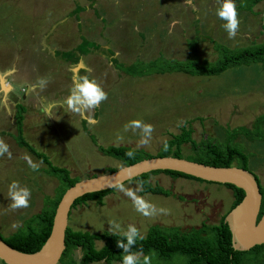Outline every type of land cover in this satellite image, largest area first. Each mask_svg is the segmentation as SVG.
<instances>
[{"label":"rangeland","instance_id":"374dc122","mask_svg":"<svg viewBox=\"0 0 264 264\" xmlns=\"http://www.w3.org/2000/svg\"><path fill=\"white\" fill-rule=\"evenodd\" d=\"M234 2L240 28L235 39H229L222 27L225 22L215 14L219 7L216 0H193L196 12L184 0H0V71L16 68L10 78L15 89L9 98L12 114L0 108V139L12 153L11 159L7 155L0 157L1 237L17 230L11 227L14 222L23 224L37 214L44 199L53 198L59 188V182L48 175L44 164L14 144L17 104L26 110L21 126L29 145L78 180L122 167L117 160L103 156L97 147L124 146L155 156L164 139L180 133L177 123L184 121L183 127L191 130V139L199 146L202 142L220 147L225 142L239 145L249 156L248 171L264 187V141H248L242 135L233 140L227 137L237 127L251 129L255 119L264 117V69L259 64L229 68L216 76L133 74L147 64L149 67L152 61L158 67L164 59L183 60L189 42L197 45V56L206 62L217 58L214 44L235 49L264 43V2L253 5L250 12L241 7V0ZM76 6L82 12L74 17L71 12ZM80 36L100 47L82 61L86 73L108 94V99L94 110L97 123L89 124L86 120L84 128L83 119L63 103L47 105L66 98L73 76L78 75V71L73 73L75 64H65L54 52L71 50L80 42ZM103 46L110 50L101 49ZM112 58L116 65H111ZM42 77L49 80L43 91L30 88ZM134 119L154 126L149 145L138 146L139 130L125 131V125ZM260 132L264 134V123ZM180 148L182 157L193 155L190 145ZM26 154L40 164L38 171L28 167L23 159ZM12 181L31 190L28 208H8V186ZM149 182L168 190L172 196H140L157 208L168 209L169 214L145 217L134 209L127 196L115 189L103 198L102 205L87 202L72 209L67 226L73 231L111 233L108 222L116 220L125 229L129 224L135 225L143 235L152 225L187 232L202 223L218 224L232 202L231 191L217 184L171 179L164 174L151 176ZM124 185L136 188L134 182ZM100 246L101 242L96 243V248ZM79 258L80 252L74 251V264H78ZM184 261L175 256L168 264Z\"/></svg>","mask_w":264,"mask_h":264},{"label":"trees","instance_id":"16d2710c","mask_svg":"<svg viewBox=\"0 0 264 264\" xmlns=\"http://www.w3.org/2000/svg\"><path fill=\"white\" fill-rule=\"evenodd\" d=\"M264 0H241V7L250 12V8ZM81 9L76 6L71 12L72 16L76 15ZM80 42L71 50L58 53L65 62L76 64L81 57L86 56L90 51L99 49L97 44L89 42L80 36ZM190 43V44H189ZM188 53L183 60H167L162 61L160 66H155L154 61L144 66L143 70H137L134 76H143L152 73H180L190 77L198 76H216L229 68L248 66L250 64H259L264 69V43L258 45H250L242 48L231 49L221 44H214L213 48L217 54V58L213 62H206L199 59L197 56L196 44L189 42ZM109 53V52H108ZM112 56V54H110ZM111 65L115 64V60H110ZM151 64V65H150ZM116 65V64H115ZM121 67V66H120ZM119 67V69H120ZM149 69H148V68ZM147 68V69H146ZM117 69V68H116ZM130 69H134L131 67ZM84 70H79L78 75H84ZM24 107L17 105V113L15 118L16 132L14 141L18 147L24 148L37 160L46 166L48 175L54 177L59 182V188L55 192L53 198H45L40 211L24 220L22 226L14 233L6 238L0 239L10 248L25 254L36 252L44 243L51 229L52 218L58 201L64 191L71 187L77 178L70 177L69 172L65 168H59L52 165L49 159L42 153L35 151L22 137L21 121ZM264 123V117L255 119L251 129L243 126L237 127L227 133L228 140H233L236 135H242L245 140L253 141V139H262L264 134H261L260 127ZM82 128L86 124V120H81ZM92 143L93 139L90 137ZM169 151H163V144L158 153L152 156L141 149H131L124 146H109L106 148L97 147V150L107 157H111L121 163L122 166L132 165L140 160L151 157H174L185 159L195 163L208 165L212 167H237L248 171V154H245L239 145L226 143L220 147L216 144L206 142L199 146L191 139V130L185 129L183 126L178 135H174L167 140ZM184 144L190 145L193 150V155L182 157L181 146ZM133 151L134 158H129L125 153ZM116 169L109 168L105 173H112ZM249 172V171H248ZM164 174L171 179L182 178L205 184H216L204 182L202 180L174 172V171H151L136 176L127 181L134 182L143 180L144 190L138 192L139 195H158L169 197L172 194L165 189H162L156 184H151L149 178L153 175ZM94 177V176H91ZM257 183L259 193L261 195V204L257 220L264 211V187L260 186L259 180L254 176ZM125 182V183H127ZM226 187L231 191L232 202L229 210L232 209L243 197L242 190L235 188L229 184H217ZM115 188L107 189L99 192L85 194L74 200L70 207L72 209L79 205H84L87 202H95L97 205H102V200L107 195L111 194ZM180 200L179 197H176ZM229 210L227 212H229ZM70 212L68 216L70 215ZM226 212V214H227ZM224 214L218 224L206 225L202 223L196 229H190L187 232H181L177 227L164 228L157 225L150 226L143 240H138L133 251L143 249L145 254L154 252L152 264H168L175 256L184 258L183 264H264V243L252 247L247 251H235L231 247L230 232L223 219ZM121 235H112L107 231L98 233H90L87 231H73L68 226L64 232V250L59 258L58 264H74L72 260L73 252L78 250L80 258L78 264H92L104 262L105 264L118 263L121 264L122 249L116 247V242L121 239ZM101 242V246L96 248V243ZM1 264H3L0 261Z\"/></svg>","mask_w":264,"mask_h":264},{"label":"water","instance_id":"95a60500","mask_svg":"<svg viewBox=\"0 0 264 264\" xmlns=\"http://www.w3.org/2000/svg\"><path fill=\"white\" fill-rule=\"evenodd\" d=\"M81 67L78 63L73 73L75 74ZM164 170L178 172L204 182L229 184L242 190L243 197L223 219L230 232L231 247L235 251L243 252L264 243V211L257 220L261 195L252 173L234 166L212 167L170 156L151 157L132 165L122 166L112 173L75 182L64 191L58 201L49 235L41 247L34 253L25 254L10 248L0 239V261L3 264H58L64 250L68 214L75 199L85 194L112 189L110 185L118 173L125 183L138 175ZM129 172L134 174L132 178H128Z\"/></svg>","mask_w":264,"mask_h":264},{"label":"clouds","instance_id":"9594fccd","mask_svg":"<svg viewBox=\"0 0 264 264\" xmlns=\"http://www.w3.org/2000/svg\"><path fill=\"white\" fill-rule=\"evenodd\" d=\"M219 7L216 9L217 17L225 23L222 27L227 33L229 39H235L239 28L240 20L237 5L234 0H216ZM185 5L192 8V11L196 12L198 9L193 3V0H184ZM176 22H174L175 24ZM16 68L14 66L0 71V108L5 109L9 115L12 114V108L9 104L10 94L14 92V81L10 79L14 77ZM49 80L46 77L39 78L34 84L30 85V88H39L43 91ZM108 99L107 92L103 89L102 85L89 74L74 75L72 79L71 87L69 88V94L64 99L63 104L69 111L79 115L82 119H85L89 124H95L97 121L94 119L93 113L103 102ZM186 122L180 121L177 123V127L184 126ZM132 130L136 132L139 130L141 139L138 142V146H147L152 139V133L155 131L154 126L150 123H145L140 119H134L129 121L125 125V131ZM119 140H123V137H119ZM163 151H169V144L167 139L163 140ZM7 155L8 159L12 158L9 145L5 143L3 139H0V157ZM129 158H134L135 153L129 151L125 153ZM28 167L32 171H38L40 164L33 162L32 158L27 154L23 156ZM134 174L127 173L128 178H132ZM146 181L140 180L136 182V188L125 187L123 180L118 173L114 182L112 181L111 187L127 196L134 209L145 217H154L156 215H167L169 210L165 208H157L156 205L147 201L144 197L138 195V192L144 190L143 186ZM31 190L28 187L21 186L18 181H12L8 186V197L11 203L8 208L11 211L18 209H25L30 206ZM108 230L112 235H121L122 238L116 242V247L122 249L121 264H152L154 252L145 254L143 249L133 251L138 240H143L144 235L133 224L127 225L126 229L116 220H110L108 222ZM22 226L21 222L16 221L12 224L13 229H18Z\"/></svg>","mask_w":264,"mask_h":264},{"label":"crops","instance_id":"0c3cea01","mask_svg":"<svg viewBox=\"0 0 264 264\" xmlns=\"http://www.w3.org/2000/svg\"><path fill=\"white\" fill-rule=\"evenodd\" d=\"M88 7H91V5L88 6ZM74 8H75V7H74ZM74 8H73V9H74ZM79 12H82V8H81V10H80ZM79 12H78V13H79ZM93 13H95V12H93ZM96 15H97V12H96ZM74 17H75V15H74ZM76 45H77V44H76ZM76 45H75V46H76ZM75 46H74V47H75ZM74 47H73V48H74ZM73 48H72V49H73ZM99 48H100V47H99ZM105 48L108 49V51L110 50V47H107V46H106V47H104V46L101 47V49H103V50H105ZM66 51H69V50H66ZM97 51H98V50H97ZM61 52H65V51H64V50H60L58 53H61ZM100 52H101V51H100ZM101 53H102V52H101ZM50 54H53V52H51ZM54 55H55V52H54ZM87 55H88V54H87ZM112 55H113V54H112ZM55 56H56V55H55ZM57 57H58V59H59L60 61H63V60L60 59L59 56H57ZM84 57H85V56H84ZM84 57H81V59L75 64V67H76V65H77L78 63H80V65H81L82 67L79 68V70H80V69H81V70H84V69H85L84 66H83V61H82V59H83ZM113 57L115 58L114 55H113ZM63 62H64L65 64H66V63H69V62H65V61H63ZM70 64H71V63H70ZM79 70H78V71H79ZM84 71H85V70H84ZM76 72H77V71H76ZM85 72H86V71H85ZM26 92H27V90H26ZM68 94H69V92H68ZM68 94H67V96H68ZM64 99H65V98H62V97H61V98L58 99L57 101L54 100L55 102H54V101H50L49 104H47V105H48V106H50V105H54V104H58V105L60 104V105H62ZM17 105H21V104H17ZM21 106H22V105H21ZM25 111H26V110H25V108H24V114H23V113L21 114V115H22V120H24ZM15 114H16V113H15ZM15 118H16V116L14 117V125H15ZM3 121L5 122L6 120L3 119ZM5 125H6V124H5ZM5 125H2V126L4 127ZM21 131H22V137H23V139L27 142V140H26V139L24 138V136H23L25 133H24V131H23V129H22V126H21ZM15 132H16V125H15ZM8 134H11V133L8 132ZM13 136H15V134H13ZM25 137H26V136H25ZM12 140H13L14 144L16 145V143H15V141H14V138H12ZM27 143H28V142H27ZM28 144H29V143H28ZM16 146H17V145H16ZM40 163H41V162H40ZM45 167H46V166H45ZM56 167H57V166H56ZM59 168H62V167H59Z\"/></svg>","mask_w":264,"mask_h":264}]
</instances>
